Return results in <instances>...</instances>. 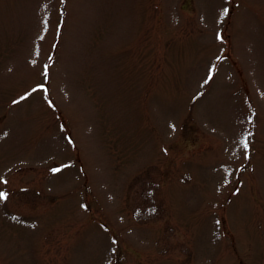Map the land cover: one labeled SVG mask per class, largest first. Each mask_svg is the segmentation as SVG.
Segmentation results:
<instances>
[{
	"label": "rangeland",
	"instance_id": "rangeland-1",
	"mask_svg": "<svg viewBox=\"0 0 264 264\" xmlns=\"http://www.w3.org/2000/svg\"><path fill=\"white\" fill-rule=\"evenodd\" d=\"M0 191V264H264V0H0Z\"/></svg>",
	"mask_w": 264,
	"mask_h": 264
},
{
	"label": "snow or ice",
	"instance_id": "snow-or-ice-1",
	"mask_svg": "<svg viewBox=\"0 0 264 264\" xmlns=\"http://www.w3.org/2000/svg\"><path fill=\"white\" fill-rule=\"evenodd\" d=\"M228 11H229V10H228L227 8H225V9L223 10V15H227V14H228ZM209 79H211V75L209 76ZM206 82H207V81H205V83H206ZM41 87H42V86H41ZM33 91H35V89H34ZM21 99H24V97H21ZM14 103H15V101H14ZM249 135H250V134H249ZM242 143H243L244 148H247V147H248V137H247V136L244 137ZM53 171H59V169H53ZM4 198H6V193L0 191V199H4Z\"/></svg>",
	"mask_w": 264,
	"mask_h": 264
}]
</instances>
